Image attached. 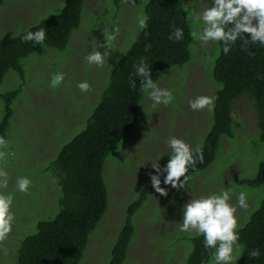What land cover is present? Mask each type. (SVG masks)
Masks as SVG:
<instances>
[{
  "label": "rangeland",
  "instance_id": "rangeland-1",
  "mask_svg": "<svg viewBox=\"0 0 264 264\" xmlns=\"http://www.w3.org/2000/svg\"><path fill=\"white\" fill-rule=\"evenodd\" d=\"M145 2L134 0L133 6L125 0H118V3L115 0H84L79 26L72 31L67 47L57 50L42 45L28 57L26 84L11 105L13 115L5 135L8 147L0 149L10 153L0 161V168L9 177L7 189H0V192L13 195L11 211L15 214L12 232L0 245V249H7V255L0 251V264H15L16 250L22 238L35 233L39 220L48 219L57 212L60 194L55 170L51 168L53 158L65 143L84 128L108 81L111 68L138 35L137 17L144 14ZM64 3L65 0H0V36L18 33L42 18L59 12ZM180 3L190 16L191 30H202V22L195 21L190 13L193 9L202 11L205 3L210 4L211 0H180ZM117 28L119 34L111 42L104 66H88L85 57L89 53L93 50L103 53L106 50L99 47L105 43L102 33L114 34ZM217 47V43L204 45L193 39L194 55L182 72L171 70L165 80H159L158 87L176 93L172 103L153 107L147 92L143 93L139 113L129 136L116 143L106 157L102 175L107 189V208L75 264H108L110 250L123 224L127 205L138 196L144 183L150 181V174L155 175L151 163L160 160L163 168L168 161L171 150L166 142L169 137L183 139L193 150L201 145L212 119L205 117L206 109L197 112L191 110L189 101L212 93L213 85L208 82L207 75ZM56 73H63L64 80L53 88L50 81ZM84 81L90 84L91 91L81 92L78 89V83ZM19 83L20 79L10 71L0 84V92L13 90ZM233 108L235 138L220 139L216 154L218 160L192 176L184 189L177 191L165 186L167 197L158 193L147 195L132 218L134 235L123 264H183L192 249L188 237L197 235L179 230L182 209L189 199L230 190L229 203L237 207L235 215L238 227L258 206L263 189L238 184L239 178H252L258 162L264 158V145L259 139L257 145L252 138L257 134L256 113L246 98L238 100ZM173 110L176 111L175 117ZM2 112L0 99V118ZM18 177H27L32 181L27 193L17 191ZM240 192L247 195L246 210L237 204ZM156 251L159 254L155 255ZM240 252L241 249L234 251L233 264Z\"/></svg>",
  "mask_w": 264,
  "mask_h": 264
},
{
  "label": "trees",
  "instance_id": "trees-1",
  "mask_svg": "<svg viewBox=\"0 0 264 264\" xmlns=\"http://www.w3.org/2000/svg\"><path fill=\"white\" fill-rule=\"evenodd\" d=\"M83 1L65 0L59 12L42 18L18 33L0 36V84L10 71L20 79L17 88L0 92L3 103L0 137L5 138L13 115L11 105L26 84L28 57L42 45L57 50L67 47L72 31L79 26ZM115 2L118 3V0ZM143 11L149 18L148 27L138 31L130 48L111 68L108 81L84 128L65 143L53 158L51 168L56 171L54 175L60 194L57 212L48 219L39 220L35 233L22 238L16 250L15 264H75L80 260L90 233L107 208V189L102 175L106 157L116 143L129 136L139 113L144 92L140 89L141 78L135 75L133 66L141 57H147L150 76L158 84L160 79L165 80L170 75L171 70L176 69L181 73L183 67L191 61L194 55L192 24L180 0H146ZM174 27L183 29L184 35L180 41L168 38ZM40 28L46 31L43 44L22 42L23 35ZM241 43L238 40L227 55L218 44V51L207 75L208 82L213 85L212 93L208 96L216 97L214 109H206L205 114L208 119L211 117L212 122L201 145L197 146L202 148L203 163L197 162L196 170H189L190 179L187 184L192 176L216 160L222 137L235 138L236 124L232 111L236 102L242 98L247 99L256 113L257 134L250 137L253 136L257 145L258 139L264 145V47L259 44L250 45L249 51L253 55H249L241 51ZM146 45H151L149 51H145ZM130 78L136 81L135 89L130 87ZM172 114L175 117L176 111L173 110ZM252 176L239 178L238 184L261 187L263 196L258 206L237 229L240 236L238 243L243 248L235 264H264V158L258 162ZM163 178L164 174L161 175L162 188L165 187ZM153 193L156 192L151 181H147L138 196L127 205L123 224L110 250L108 264H123L134 235L132 218L147 195ZM188 238L192 242V249L183 264H201L202 260L205 264L209 263L214 250L210 252L203 247V236L192 235ZM253 249H259L258 258L249 256Z\"/></svg>",
  "mask_w": 264,
  "mask_h": 264
},
{
  "label": "clouds",
  "instance_id": "clouds-1",
  "mask_svg": "<svg viewBox=\"0 0 264 264\" xmlns=\"http://www.w3.org/2000/svg\"><path fill=\"white\" fill-rule=\"evenodd\" d=\"M135 6L134 0H125ZM190 15L195 21L202 22L203 28L200 31H192L194 40L200 41L204 45L217 43L221 45V50L225 55L239 40L241 41V51L253 55L249 51L250 45L259 44L264 47V0H211L205 3L202 11L192 10ZM148 16L141 14L137 17L138 27L144 30L148 27ZM105 39L103 45L106 49L103 53L93 50L86 57L88 66L103 67L105 58L109 56L111 42L119 34V29H115L114 34L102 33ZM183 29L174 27L169 40L180 41L183 38ZM249 37V38H246ZM22 42H35L37 45L43 44L46 39L44 28L32 32L29 31L21 37ZM151 45L145 46V51H149ZM147 57H141L133 66L135 75L140 77V89L147 92L148 97L153 101V107L163 104L167 106L172 103L174 96L168 89H162L153 81L150 76V67ZM64 80L63 73H56L51 77L50 87H58ZM130 87L136 88V81L130 78ZM81 92L91 91V86L87 81L77 85ZM216 97L197 96L189 101V107L193 111H212L215 107ZM167 146L171 150L167 163L161 168L159 161L151 163V167L156 173L150 174L151 186L162 197H167L168 192L161 187V175L164 174L163 184L171 186L177 191L184 189L190 179L188 173L192 169L195 171L197 162L203 163L202 148L192 149L191 145L183 139L171 136L167 140ZM8 142L4 137H0V149H7ZM4 150H0V161L9 155ZM183 178V179H181ZM9 183L8 173L0 168V189H7ZM55 183V181H53ZM32 186V181L27 177H18L16 189L20 193H27ZM231 197L230 190H222L218 194H210L199 198L189 199L182 209V222L179 230L185 233L195 232L198 236H203V247L211 252L212 261L209 264H233L234 251L242 249L243 245L238 244L240 236L238 234V220L236 218L237 207L229 203ZM13 195L0 192V245L7 240L12 232L15 214L11 211ZM237 204L241 209H247V195L240 192L237 197ZM4 255L7 249L2 248ZM249 256L258 258L259 249H253ZM201 264H205L202 260Z\"/></svg>",
  "mask_w": 264,
  "mask_h": 264
},
{
  "label": "bare ground",
  "instance_id": "bare-ground-1",
  "mask_svg": "<svg viewBox=\"0 0 264 264\" xmlns=\"http://www.w3.org/2000/svg\"><path fill=\"white\" fill-rule=\"evenodd\" d=\"M211 176V175H210Z\"/></svg>",
  "mask_w": 264,
  "mask_h": 264
}]
</instances>
